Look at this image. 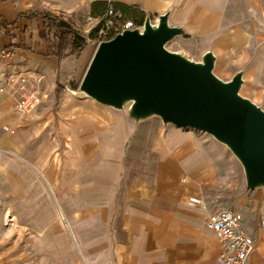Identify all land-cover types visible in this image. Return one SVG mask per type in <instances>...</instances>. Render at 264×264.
I'll return each instance as SVG.
<instances>
[{"label": "crops", "instance_id": "1", "mask_svg": "<svg viewBox=\"0 0 264 264\" xmlns=\"http://www.w3.org/2000/svg\"><path fill=\"white\" fill-rule=\"evenodd\" d=\"M108 10L154 24L172 34L165 43L177 52L264 95V0H0V145L9 148L7 127L16 121L30 125L34 139L47 134L31 163L45 160L60 210L39 209L40 264H78L79 256L84 264H215L223 251L205 223L227 211L255 243L247 264H264V174L233 144L102 110L82 84L58 93L73 78L83 83L94 59L55 58L52 39L41 38L42 16L79 30L87 16L96 24ZM33 87L57 99V110L46 105L16 120Z\"/></svg>", "mask_w": 264, "mask_h": 264}, {"label": "water", "instance_id": "2", "mask_svg": "<svg viewBox=\"0 0 264 264\" xmlns=\"http://www.w3.org/2000/svg\"><path fill=\"white\" fill-rule=\"evenodd\" d=\"M134 34L137 32L121 35L127 42L116 36L115 45L111 42L99 49L82 83L83 89L93 98L107 102L110 97L115 101L120 93L127 92H118L121 86L142 87L141 105L151 103L178 127L211 131L242 153H257L258 162L245 156L258 173L264 174V115L249 111L235 98L224 97L225 93L209 76L208 65L202 73L178 57L161 52L159 46L172 34L164 30H155L144 38Z\"/></svg>", "mask_w": 264, "mask_h": 264}, {"label": "rangeland", "instance_id": "3", "mask_svg": "<svg viewBox=\"0 0 264 264\" xmlns=\"http://www.w3.org/2000/svg\"><path fill=\"white\" fill-rule=\"evenodd\" d=\"M148 24L151 23L148 22ZM84 26L87 25L85 24ZM153 26L155 25L153 24ZM89 28L90 26H87L85 28L82 27L78 30V32L80 36L84 37L86 39V42L88 43L86 49L83 52V56L85 57L86 54H90L89 56L93 60L96 53L99 49H101V47H103V45L115 42L116 38H113L109 41H101V43H98L95 40H89ZM132 32L133 31L129 33L131 34ZM162 47L170 55L175 58L178 57L191 67H207V65L201 64L196 59L189 58L185 54L177 52V50H175L170 43L162 44ZM208 66L212 75L215 76V78H217L221 83L232 84L231 86L233 88V91L238 96L250 100L253 107V112L262 113L264 115V95H262V99L260 100V98H258V92L255 88L253 89L251 85L250 86L252 87L253 92L251 94H248L249 92H247L245 89L247 88L246 86L248 85V83H246L244 79L234 80V78H229L228 76L222 78L217 68H213L212 64H208ZM82 81L83 80L81 79V76L78 77V79L73 78V81H71L70 85L67 86L68 89L61 87L58 89V93L70 94L72 92H78L79 89H81ZM74 96L79 99L78 95ZM137 98L138 96L135 93H120L113 103V108H109L108 106H106L108 102L96 98L94 100L97 102V107L102 110L104 109L118 111L119 108V111L123 110L135 117L144 114V117L146 116L147 119H150V124H155L157 126V129L159 126H163V128H181L184 131L193 132L206 138H211L212 136L216 135L211 131L209 132L196 128L193 129L185 126L178 127L177 123H175V121L171 117H169L165 113L163 114L162 112H160L154 105L149 102L141 105L140 101ZM46 100L47 98L43 100L40 107L27 112V114H25L24 116L30 115L31 113L41 109L42 107H47L46 105H50L52 106L53 110H57V107L59 105L57 99L54 98L51 101ZM20 117L23 116H20L19 114L15 116L16 120ZM40 125L43 129L46 127L44 121ZM19 126L20 124H18L14 129H12V131L8 133L9 138L13 137L12 139L10 138L11 140L8 139L9 148L4 146L3 143L0 145V149L17 154L16 151H12V149L15 148L12 146L18 145L22 150L21 153L18 152L21 154H17L18 156L26 161H37L39 158V148H42L46 145L47 139L45 137L47 136V134H45V132H42L43 134L41 136L37 134V138L34 139L31 132L32 130L30 129V125L23 126V128H17ZM9 127L10 125L7 127V129H9ZM16 130H18L19 132L17 133L18 136L15 134ZM38 136L40 137V139H38ZM233 149L234 151L241 152L234 144ZM243 151L245 152H243L244 155H247L249 158L251 157L250 154L252 153L250 151L249 154L247 151ZM250 159L253 162V159ZM4 162H9L11 164L14 163V165L13 167L8 165L6 166ZM21 174L27 177L28 180L32 181V184L36 183V180L34 179L35 177L29 169H25L24 165L20 164L14 159L12 160L8 156L0 154V264H40L44 260V257L41 256L39 231L37 226L40 210L38 208V203L36 202L34 195L32 194L30 185L28 186L22 180H20ZM6 206H9L12 213V218H15V225H7V223L4 221L3 215Z\"/></svg>", "mask_w": 264, "mask_h": 264}, {"label": "built area", "instance_id": "4", "mask_svg": "<svg viewBox=\"0 0 264 264\" xmlns=\"http://www.w3.org/2000/svg\"><path fill=\"white\" fill-rule=\"evenodd\" d=\"M94 19L91 16L85 18V24L90 26L89 35L96 31L95 41H107V39L116 38L124 33L139 32L145 26H138L133 21H122V18L117 16L112 10H108L107 14L98 23L93 24ZM11 54L5 53L4 57L9 58ZM22 85L25 82L22 80ZM3 84L0 85V93L3 91ZM46 94L38 87H33L30 94L22 98L17 105V113L24 116L27 112L34 110L42 105ZM9 152L1 150L0 154H8ZM264 225V223L262 224ZM205 230L210 234L217 236L222 248V253L216 259L215 264H247L249 257L255 251V243L248 235L247 229L242 224L240 217L231 211L212 216L205 223ZM78 264H84L81 256H79Z\"/></svg>", "mask_w": 264, "mask_h": 264}, {"label": "bare ground", "instance_id": "5", "mask_svg": "<svg viewBox=\"0 0 264 264\" xmlns=\"http://www.w3.org/2000/svg\"><path fill=\"white\" fill-rule=\"evenodd\" d=\"M154 30H153V29ZM156 27L146 24V26L144 28H142L141 31L137 32V34H134V37H139V38H144L146 37V35L150 32H155ZM133 35V34H132ZM121 40L124 42H127V38L125 36L121 37ZM117 43V41L112 42L111 45H115ZM104 46V45H103ZM159 49L161 52H163L165 55H168L172 58V55H170L161 45L159 46ZM99 52V50H98ZM97 54V53H96ZM184 62V61H183ZM185 63V62H184ZM186 66H188L191 69H195L198 70L199 72H205L204 68H197V67H191L188 64L185 63ZM209 76L211 77V79L215 82V84H217L218 88L223 92L224 97H226L227 99H231V98H235V102H237L238 104H241L244 108L248 109L249 111L253 112V107L252 104L250 102V100L243 98L241 96H238L232 88V84H226V83H221L217 78H215V76L212 75L211 72H209ZM247 88L246 91L249 92L248 94H251L253 92L252 87L248 84L246 86ZM142 90V87H135L134 85L132 86H121L117 91H127L130 93H135L138 96V100L140 98V92ZM73 95H76L75 93H73ZM107 105L109 108H113V98L110 97L109 101H107ZM119 110V108H118ZM69 113H76V114H81L82 110L76 109V108H72L69 109L68 111ZM20 124V123H18ZM17 121L15 123H12V125H10L8 131L14 129L17 125ZM48 123H45V125H47ZM20 128V127H17ZM254 151V150H253ZM251 158L255 161L258 162L259 158L257 157V153L254 154L255 152H251ZM6 156H8L10 159H14L15 161L19 162L20 164L25 166V169H29L31 171V173L34 175V179L36 180V184H32V181L28 180L27 177H25L23 174L20 175V180H22L25 184H27L28 186L30 185V188L32 189V194L34 195V198L36 200V202L38 203V207L41 210V214H43L44 210H45V204H48V206H50V204L54 207H56V209L58 211L59 210V206L57 204V200H56V195L54 194L52 187L49 183V180H47L46 176L43 174V168H44V164H45V160H39L36 164L31 163L30 161H26L23 158H21L20 156H18L17 154L13 153H8L5 154ZM43 161V162H42ZM5 165H9L11 167H13L14 163L11 164L9 162H4ZM46 201V203H44ZM51 208V207H50ZM44 209V210H43ZM4 221L7 223V225L12 224L15 225V218H12V213L10 211L9 206H6V208L4 209Z\"/></svg>", "mask_w": 264, "mask_h": 264}, {"label": "trees", "instance_id": "6", "mask_svg": "<svg viewBox=\"0 0 264 264\" xmlns=\"http://www.w3.org/2000/svg\"><path fill=\"white\" fill-rule=\"evenodd\" d=\"M44 32L41 33V38L50 41L52 44V55L58 60L65 59L69 56L79 57L87 47L86 39L82 38L78 30L68 20L61 17L51 18L49 16H42L41 18ZM123 21V20H122ZM132 21V20H131ZM138 26H143L137 21H133ZM93 31L89 35V40L95 39ZM111 38L107 39V41Z\"/></svg>", "mask_w": 264, "mask_h": 264}]
</instances>
